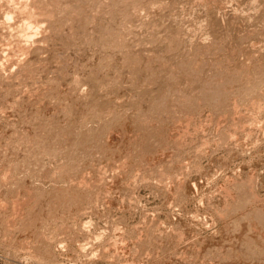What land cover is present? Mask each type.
Segmentation results:
<instances>
[{"label":"rangeland","instance_id":"obj_1","mask_svg":"<svg viewBox=\"0 0 264 264\" xmlns=\"http://www.w3.org/2000/svg\"><path fill=\"white\" fill-rule=\"evenodd\" d=\"M50 1L0 0V264H264V0Z\"/></svg>","mask_w":264,"mask_h":264},{"label":"bare ground","instance_id":"obj_2","mask_svg":"<svg viewBox=\"0 0 264 264\" xmlns=\"http://www.w3.org/2000/svg\"><path fill=\"white\" fill-rule=\"evenodd\" d=\"M20 1V0H19ZM52 1V2H51ZM50 2L51 3H49V4H52V6H53V9H54V7L56 6H54V4H53V1H55V2H57V0H51ZM85 1V0H84ZM110 1V0H109ZM54 2V3H55ZM78 2V1H77ZM81 2V1H80ZM83 2V1H82ZM82 2L80 3V4H82ZM8 3V2H7ZM79 3V2H78ZM110 3V2H109ZM95 4V3H94ZM99 4V3H98ZM107 4V3H106ZM105 3H104V5H106ZM38 6V4H35V5H30L29 4V2H28V0H21V2H20V4H19V6H17V7H13V9L11 10V9H8V10H5V11H3L4 13H2L3 14V16H4V20L5 21H8V20H10L11 18H12V13L13 12H17L18 14H19V20L20 21H24V22H22V24L20 25V29H19V32H20V37H22V39L24 38V39H26V41L27 40H30V41H34L36 38H34L35 36H38V34H39V32H40V30L41 29H44V27H46L47 26V22H48V20H50V18H47L46 20L45 19H42V18H40V20H41V22H43L44 23V25H41V23H39L38 22V20H37V18L36 19H32V17L31 16H29V14H28V11L29 12H31V9L30 8H32V6L34 7V6ZM78 5V6H77ZM94 6V5H93ZM57 7H58V5H57ZM56 7V8H57ZM87 7H88V5H87ZM104 7V6H103ZM73 8H74V6H73ZM76 8V9H75ZM75 10H77V11H81L82 12V17L84 18V20H87L88 18H91V16H90V14H84V11H83V9H82V6H80L79 4H77V3H75ZM101 8V7H100ZM53 9H51V10H53ZM73 9V10H74ZM136 9V8H135ZM56 10V9H55ZM55 10H53V11H55ZM99 10V9H98ZM103 10V9H102ZM101 10V11H102ZM137 11V10H136ZM135 11V12H136ZM91 13V12H90ZM26 15H27V17H26ZM77 15V14H76ZM94 15V14H93ZM72 16H75L74 14H72ZM26 17V18H25ZM1 18V17H0ZM3 20V19H2ZM3 20V21H4ZM18 21V20H17ZM79 23V22H78ZM77 23V24H78ZM76 24V23H75ZM76 27V26H75ZM81 27V26H80ZM83 28H82V30H81V32H84V30H86V25H85V28H84V26H82ZM76 29H77V27H76ZM23 51H28V50H30V47L29 46H27V44H24L23 45V47L21 48ZM195 64V63H194ZM193 67H195V66H193ZM196 69H197V67H195ZM205 92V91H204ZM203 95V94H202ZM173 100V99H172ZM91 139V138H90ZM250 250V249H249ZM254 252V251H253Z\"/></svg>","mask_w":264,"mask_h":264}]
</instances>
